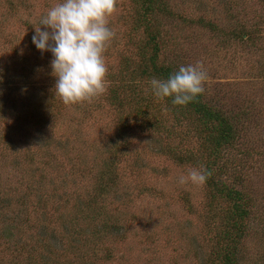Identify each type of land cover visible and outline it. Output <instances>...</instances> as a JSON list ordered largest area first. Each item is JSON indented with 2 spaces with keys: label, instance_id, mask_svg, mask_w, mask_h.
<instances>
[{
  "label": "rangeland",
  "instance_id": "1",
  "mask_svg": "<svg viewBox=\"0 0 264 264\" xmlns=\"http://www.w3.org/2000/svg\"><path fill=\"white\" fill-rule=\"evenodd\" d=\"M167 2L168 13L158 19L159 59L182 70L232 118L242 155L235 156L246 163L226 180L247 193L253 214L242 241L250 256L241 264L257 258L264 264V0ZM133 6L130 0H0V264H31L17 256L39 242H51L55 251L44 264L213 263L212 236L228 203L217 198L218 207H210L202 169L160 152L167 142L159 132H138L102 217L83 212L85 218L76 209L75 187L90 181L73 175L71 165L80 154L90 166L95 147L131 106L111 105L91 90L108 85L122 57L138 59L145 34L133 28ZM244 30L257 32L238 37ZM134 158L139 166L132 170ZM40 175L41 197H25L26 179ZM104 223L116 227L101 238L93 232ZM78 231L90 236L87 245L78 242ZM84 250L89 254L82 258Z\"/></svg>",
  "mask_w": 264,
  "mask_h": 264
},
{
  "label": "trees",
  "instance_id": "2",
  "mask_svg": "<svg viewBox=\"0 0 264 264\" xmlns=\"http://www.w3.org/2000/svg\"><path fill=\"white\" fill-rule=\"evenodd\" d=\"M130 1L135 11L133 28L142 29L145 34V41L136 47L138 59L128 55L122 57L119 72L108 76V85L92 88L91 91L102 96L111 105L124 107L125 103L129 102L131 106L128 108L129 112L120 115L117 128L110 138L95 147L93 163L90 166L89 162L82 160L80 154V161L77 156L78 162L71 165L73 170L70 172L73 175L80 174L82 179L88 178L90 181H85L86 188L74 186L76 209L84 217L83 212L97 213L102 217L106 209L105 199L110 195L117 196L121 184V168L123 162L130 157L131 150H134L132 148L136 147L138 132L151 133L150 137L159 132V138L167 142L161 146L163 151L158 148L160 152L171 155L178 164L202 169L204 182L211 190L210 207H218L217 202L213 201L217 198H222L228 203L226 208H221L222 222L212 236V264L246 262L250 253L245 251L242 241L248 233L253 217L251 203L244 190L235 188L226 180L230 170L237 175V172H241L245 167L246 158L239 159L235 156H242L237 152L239 132L235 129L229 113L211 104L199 87L186 78L182 70L160 61L158 19L160 15L168 13L167 0ZM256 32L257 30H244L237 31V34L240 38L246 35L247 39H251ZM259 70L263 69L258 68ZM260 77L263 78L264 74ZM84 99H88L86 94ZM164 110L168 113L161 115ZM168 114L171 115L173 124L166 123ZM171 141H177V146L173 148ZM195 142L198 146L194 148ZM166 149L169 150L165 152ZM137 160L134 158L132 170L138 168ZM43 176L40 175L30 182L26 179V192L22 190L26 194L25 197L31 192H36L37 197H41L43 191L40 183ZM187 200L185 197L184 201ZM45 208L47 209V202L40 200V209ZM68 224L72 227L71 222ZM115 227L114 224L107 226L104 223L100 229L96 227L93 233L102 238ZM85 237L84 231L77 232L78 242H82L80 244L85 245L86 240L90 239V236L87 239ZM51 246V242H39L38 248L30 247L26 254L22 252V257L17 256L18 263L24 257L23 260L29 263L31 261V264L54 261L52 258L55 251ZM88 254L86 250L80 252L82 258ZM259 263L257 258L256 264Z\"/></svg>",
  "mask_w": 264,
  "mask_h": 264
}]
</instances>
